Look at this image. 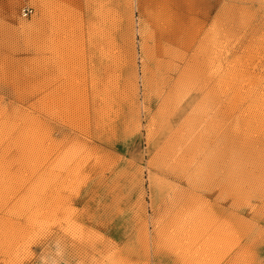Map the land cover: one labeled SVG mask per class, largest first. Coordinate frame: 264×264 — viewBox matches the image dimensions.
Segmentation results:
<instances>
[{
    "label": "rangeland",
    "instance_id": "1",
    "mask_svg": "<svg viewBox=\"0 0 264 264\" xmlns=\"http://www.w3.org/2000/svg\"><path fill=\"white\" fill-rule=\"evenodd\" d=\"M0 264H264V0H0Z\"/></svg>",
    "mask_w": 264,
    "mask_h": 264
},
{
    "label": "built area",
    "instance_id": "2",
    "mask_svg": "<svg viewBox=\"0 0 264 264\" xmlns=\"http://www.w3.org/2000/svg\"><path fill=\"white\" fill-rule=\"evenodd\" d=\"M30 14H31V11H30V10L23 9V10L21 11V16H22L23 18L28 17Z\"/></svg>",
    "mask_w": 264,
    "mask_h": 264
},
{
    "label": "bare ground",
    "instance_id": "3",
    "mask_svg": "<svg viewBox=\"0 0 264 264\" xmlns=\"http://www.w3.org/2000/svg\"><path fill=\"white\" fill-rule=\"evenodd\" d=\"M27 10H30V11L32 12V10H31V9H27Z\"/></svg>",
    "mask_w": 264,
    "mask_h": 264
}]
</instances>
